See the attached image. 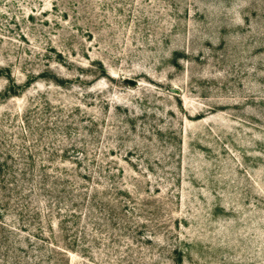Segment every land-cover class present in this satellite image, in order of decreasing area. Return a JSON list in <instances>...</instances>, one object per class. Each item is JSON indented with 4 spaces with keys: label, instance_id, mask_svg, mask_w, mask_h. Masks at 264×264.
<instances>
[{
    "label": "rangeland",
    "instance_id": "374dc122",
    "mask_svg": "<svg viewBox=\"0 0 264 264\" xmlns=\"http://www.w3.org/2000/svg\"><path fill=\"white\" fill-rule=\"evenodd\" d=\"M0 264H264V0H0Z\"/></svg>",
    "mask_w": 264,
    "mask_h": 264
},
{
    "label": "water",
    "instance_id": "95a60500",
    "mask_svg": "<svg viewBox=\"0 0 264 264\" xmlns=\"http://www.w3.org/2000/svg\"><path fill=\"white\" fill-rule=\"evenodd\" d=\"M172 89H174V91H177V89H176V88H172Z\"/></svg>",
    "mask_w": 264,
    "mask_h": 264
}]
</instances>
